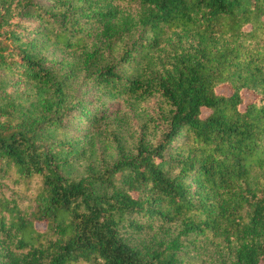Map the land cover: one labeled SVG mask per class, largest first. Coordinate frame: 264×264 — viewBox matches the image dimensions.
<instances>
[{
    "label": "trees",
    "instance_id": "16d2710c",
    "mask_svg": "<svg viewBox=\"0 0 264 264\" xmlns=\"http://www.w3.org/2000/svg\"><path fill=\"white\" fill-rule=\"evenodd\" d=\"M0 264H264V0H0Z\"/></svg>",
    "mask_w": 264,
    "mask_h": 264
},
{
    "label": "rangeland",
    "instance_id": "374dc122",
    "mask_svg": "<svg viewBox=\"0 0 264 264\" xmlns=\"http://www.w3.org/2000/svg\"><path fill=\"white\" fill-rule=\"evenodd\" d=\"M90 89L87 87L85 89V93H89L88 95H90ZM150 106H153L154 105V102H151L149 104ZM96 106H90L89 107V111L92 112V113H96L94 111ZM110 110H111V114H117L118 112H130L129 108L125 107L121 102L119 101H116V102H111L108 104L107 106ZM97 111L100 110L99 107L96 108Z\"/></svg>",
    "mask_w": 264,
    "mask_h": 264
}]
</instances>
